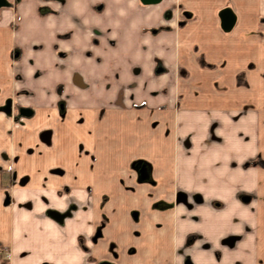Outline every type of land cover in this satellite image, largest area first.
Wrapping results in <instances>:
<instances>
[{
  "label": "crops",
  "instance_id": "0c3cea01",
  "mask_svg": "<svg viewBox=\"0 0 264 264\" xmlns=\"http://www.w3.org/2000/svg\"><path fill=\"white\" fill-rule=\"evenodd\" d=\"M1 1L0 264H264V0Z\"/></svg>",
  "mask_w": 264,
  "mask_h": 264
},
{
  "label": "rangeland",
  "instance_id": "374dc122",
  "mask_svg": "<svg viewBox=\"0 0 264 264\" xmlns=\"http://www.w3.org/2000/svg\"><path fill=\"white\" fill-rule=\"evenodd\" d=\"M171 3H173L175 5L174 12L178 15V12H179V9L177 7L178 1L177 0H171ZM185 15L188 16L187 14H185ZM168 27L169 26L161 27V29L160 28H153V29H150L149 32L156 33L157 30H163V29L166 30ZM262 31L264 33V27H263ZM17 52H18L17 50L16 51L14 50V52H13V54H15V57H16ZM173 53H175V52H173ZM170 61L171 62H170L169 66L171 67V69L169 68V66L167 65L166 62L158 60V59L155 60V64L157 66L161 67L162 70H165L164 75H166L165 80H166L167 84H170L171 77H169V76H171V73H173V75H174V71H176V73L179 76L182 75V73L179 71V69H182L181 68L182 66L179 64V62L175 61V58L173 56H172V59ZM204 64H205V62H204ZM134 75H135V78L132 81H128V82L123 81V82H120V84H121L120 86L118 85V87H117L118 91H117L115 101L119 105L124 103L126 100L130 101L131 98H134V103H132L134 108L145 107L146 106L145 100L147 98V91H149L150 95H153L156 93L157 94L160 93V95L162 94L164 96L167 95L168 99H170V97L173 98L176 95L178 97V93L173 92L174 94L173 93L171 94L170 88H165V87L158 88L157 87L156 79H158V72H154V73L149 74L148 79H150L149 82H150V86H151L149 88H147V85L145 86L147 78L143 79L142 74L138 75V73H135ZM72 76H73V81L75 80L74 83L76 84L77 74L73 73ZM152 86H154V87H152ZM72 108L74 110L76 109L75 107H72ZM62 120H63V117L54 116L55 123L58 121L62 122ZM74 122H75V124H77L78 120L75 119ZM56 218L59 222L60 221L62 222L65 219V215L60 216V217H56ZM4 251H5L4 257L6 259V262H4L2 264H8L7 262H8V257H9V248H5ZM185 264H189V263L186 262Z\"/></svg>",
  "mask_w": 264,
  "mask_h": 264
},
{
  "label": "water",
  "instance_id": "95a60500",
  "mask_svg": "<svg viewBox=\"0 0 264 264\" xmlns=\"http://www.w3.org/2000/svg\"><path fill=\"white\" fill-rule=\"evenodd\" d=\"M140 1L144 4H153V3L159 2L160 0H140ZM1 4L2 3L0 2V5ZM218 16H219V20H220L221 29L224 31L229 30L231 28V26L233 25L234 20H235V15L232 12V10L228 7H225L218 12ZM58 107L61 109L62 103H59Z\"/></svg>",
  "mask_w": 264,
  "mask_h": 264
},
{
  "label": "flooded vegetation",
  "instance_id": "af4514ba",
  "mask_svg": "<svg viewBox=\"0 0 264 264\" xmlns=\"http://www.w3.org/2000/svg\"><path fill=\"white\" fill-rule=\"evenodd\" d=\"M0 2L2 3V2H5V1H1V0H0ZM0 6H1V5H0ZM59 103H61V102H59ZM59 103H57V106H58ZM12 107H13V105H12ZM58 108H59V107H58ZM62 108H63V103H62ZM62 108H61V109L59 108V110L61 111V113H62ZM13 109L15 110L14 107H13ZM42 264H47V263H42Z\"/></svg>",
  "mask_w": 264,
  "mask_h": 264
}]
</instances>
